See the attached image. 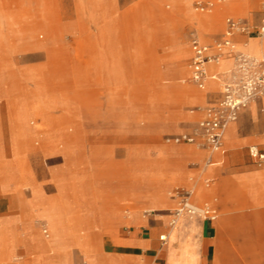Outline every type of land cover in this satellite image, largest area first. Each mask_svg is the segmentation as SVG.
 <instances>
[{"label":"rangeland","instance_id":"obj_1","mask_svg":"<svg viewBox=\"0 0 264 264\" xmlns=\"http://www.w3.org/2000/svg\"><path fill=\"white\" fill-rule=\"evenodd\" d=\"M197 1L116 0L121 69L118 77L107 80L95 65V54L104 57L109 53L113 27L95 22L101 41L93 43V52L90 39L94 31L83 27L86 15L78 6L76 11L75 0H0V45L10 36L19 42L32 38L35 26L45 24L50 29H36L35 45L44 49L16 51L9 60H0V188L5 191L11 180L24 184L8 191L13 204L33 197L32 187L38 196L75 198L81 213L90 200L93 207L118 204L127 214L137 208L134 195L146 198L149 194L171 198L173 205L148 213L143 208V215L171 213L179 205L176 192L181 189L192 190L198 205L212 198V174L200 181L193 177L190 184L166 181L170 162L175 167V159L181 157L177 152L214 153L202 138L194 143L176 138L192 132L202 110L217 99V93H206L202 100L192 101L194 92L184 89H199L190 74H171L169 70L176 65L189 68L192 31L214 45L224 37L228 16L244 20L255 31L263 0H226L209 11L197 9ZM92 4L102 7L99 0ZM74 15L76 27L71 25ZM107 16V12L103 14L104 20ZM240 35L244 43L235 40L237 50L246 43L257 53L264 48V35ZM254 36L257 38L250 40ZM175 45L181 48L174 55L187 58L170 64ZM108 71H112L111 63ZM249 106L240 113L231 141L226 139L234 123L226 132V155L249 152L253 144L264 149V109L254 117L257 110L253 106L252 116L246 111ZM209 158L191 159L185 165L213 170L217 166L212 163L220 159ZM9 161L17 171L11 170ZM201 187L205 191L198 198ZM64 204V208L44 205L41 215L51 230L46 241L36 236L34 258L58 254L66 249L63 241L68 236L75 239L57 225L59 214H77L67 210V200ZM20 211L14 207V212ZM45 223L39 221L42 234L48 229ZM11 246L8 235L1 233L0 263L22 264Z\"/></svg>","mask_w":264,"mask_h":264},{"label":"crops","instance_id":"obj_2","mask_svg":"<svg viewBox=\"0 0 264 264\" xmlns=\"http://www.w3.org/2000/svg\"><path fill=\"white\" fill-rule=\"evenodd\" d=\"M99 1L102 6L100 9L93 6L92 0H75V8L76 11L77 6L84 10L86 19L83 24L81 22L83 27L85 29L89 27L94 31V35H91L90 39L93 52V43L101 41L100 32L95 22L99 23V26L107 24L113 27L111 43L107 48L109 53L104 57L103 54L94 53L97 60L95 65L104 77L110 80L114 75L118 77L119 69H121L119 63L122 58V45L121 39L117 35L121 22L115 15L116 0ZM180 1L185 3V0ZM218 4H215L214 7ZM106 12L109 17L107 16V19L104 20L103 14ZM77 23L74 15L71 21L72 27H76ZM42 26L48 28L50 32L49 26L44 24L35 26L32 38L26 41L19 42L10 36L8 41L0 45V60H9L16 51L44 49V47L35 45V42L38 41L35 39L36 29ZM226 30L227 23L223 36ZM256 38L255 36L250 37V40ZM234 39L238 43H244L243 35L237 34ZM202 42L210 44L203 40ZM174 48L175 51L170 52L172 55L170 64L187 58L181 56L177 58L174 55L180 50L181 45H175ZM244 48L242 47V49ZM246 50L256 52L251 47ZM259 53H264V48ZM190 54L189 68L176 65L172 66V70L169 71L171 74L189 73V79L194 83L190 67L193 56L192 48ZM110 63L112 71L109 73ZM229 64L227 61L224 66L227 67ZM220 70L221 68L218 66H208L209 75L215 73L218 75L221 73L218 72ZM211 82L210 86L207 84L205 88H200L194 83L199 90L189 88L184 89V92L191 90L194 92L192 101L202 100L206 93H217L215 99H218L221 96V84L218 80ZM211 101L213 102V100ZM254 103L246 111L254 116L253 106H255L257 115L254 117H258V111L264 109V98L256 100ZM237 121H234L230 127L232 132L226 140L231 141L234 137V132L239 125ZM251 146H256L259 150L264 151L258 144ZM251 146H249V152H228L227 155L224 147L222 151L214 153L177 152L181 157L175 159V167H172V162H170L171 166L167 170L166 181L171 184H190V179L193 177L200 181L203 176L212 174L210 179H212L215 194L204 204L209 203L214 207L217 212L216 219L185 217L176 227H171L169 225L171 213L143 215V208V213H148L158 211L162 206L173 205L171 198L163 199L156 194H149L146 198L134 195L137 208L133 211H126L127 214L118 204L111 203L105 207H93L94 203L90 200L84 204L86 206L85 213H81L83 209L78 208L79 202L75 198L38 196L37 189L33 187V197L13 204L7 194L8 191L16 190L24 184L11 180L6 182L5 191L0 188V234H6L11 239V251L21 258L22 264H264V161H258L251 155ZM225 155L226 160H223ZM207 156H210L209 160H212V156L220 159L218 162L212 163L217 166L213 170L207 167L185 165L186 161L203 160ZM8 166L12 171H17L11 165V161ZM204 191L202 187L199 189L198 198ZM65 200L69 205L67 210L77 214L72 216L68 213L70 216H67L71 220L64 214H59L57 225L67 229L75 236V239L68 236L63 241L66 249L58 254H43L39 259L34 258V254L31 252L36 246V236L39 235L45 241L49 237H46L44 231V235L42 234L39 221L48 223V231L51 230L50 223L47 222L43 214L41 215L44 205L64 208L67 206L64 204ZM16 206L20 208V213L14 212ZM163 234L167 236L166 241H162L160 238ZM65 260L66 262H64ZM2 263L12 264V262Z\"/></svg>","mask_w":264,"mask_h":264},{"label":"built area","instance_id":"obj_3","mask_svg":"<svg viewBox=\"0 0 264 264\" xmlns=\"http://www.w3.org/2000/svg\"><path fill=\"white\" fill-rule=\"evenodd\" d=\"M225 1L200 0L196 2V6L201 11H209L215 4ZM262 7L263 15L255 31H250L244 20L228 17L226 19L227 30L223 39L214 45L203 43L198 34L191 32L190 42L193 56L190 67L192 79L198 87H206L210 63H218L224 57H229L233 59V65L225 73H219L214 77L222 85L221 96L202 110L203 116L194 130L177 137V141L194 143L198 138H202L213 151H222L228 124L236 121L240 113L252 102L264 98V55L261 57L249 55L242 50H237L234 43V37L237 34L256 33L260 37L264 35V0ZM250 152L258 161H264V151L251 146ZM177 193L180 201L178 207L171 212L169 221L171 227H176L185 217L216 219L217 212L211 204L194 203L192 190L181 189ZM43 231L48 235L47 228ZM160 238L166 241L167 236L163 234Z\"/></svg>","mask_w":264,"mask_h":264},{"label":"bare ground","instance_id":"obj_4","mask_svg":"<svg viewBox=\"0 0 264 264\" xmlns=\"http://www.w3.org/2000/svg\"><path fill=\"white\" fill-rule=\"evenodd\" d=\"M236 48V47H235ZM246 48H248V43H246V46H245V48L244 49H240V50H242L243 52H245V53H247V54H249V55H252V56H256V57H261L264 53H256V52H253V51H250V50H246ZM261 50V49H260ZM227 61H229V66H227V67H225L224 66V63L225 62H227ZM209 65H215V66H218L219 68H221V70L220 71H218V72H221V73H225L227 70H229L230 68H231V66L233 65V59L232 58H229V57H224L223 59H221L218 63H210ZM215 76H217V74L215 73V74H213V75H209V78H208V81H207V84L209 85V83L212 81V80H217V79H215L214 77ZM252 104H255L254 102H252L251 103V105ZM197 108V107H196ZM203 108V107H202ZM233 122H231L230 124H228V126H227V128H226V130H225V135H224V137L226 136V132H227V130H228V128H229V126L232 124ZM214 152H216V151H214ZM177 193V192H176ZM179 204V203H178ZM47 226H48V229H49V224L48 223H45ZM44 228V227H43ZM200 235V234H199ZM47 236H49V233H48V235ZM58 240H55V242H57ZM195 260V259H194Z\"/></svg>","mask_w":264,"mask_h":264}]
</instances>
